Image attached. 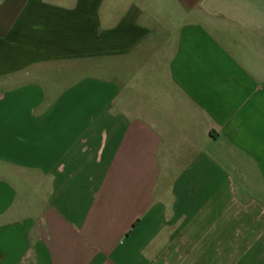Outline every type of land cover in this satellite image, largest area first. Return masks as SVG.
<instances>
[{"label": "crops", "instance_id": "1", "mask_svg": "<svg viewBox=\"0 0 264 264\" xmlns=\"http://www.w3.org/2000/svg\"><path fill=\"white\" fill-rule=\"evenodd\" d=\"M0 264H264V0H0Z\"/></svg>", "mask_w": 264, "mask_h": 264}]
</instances>
